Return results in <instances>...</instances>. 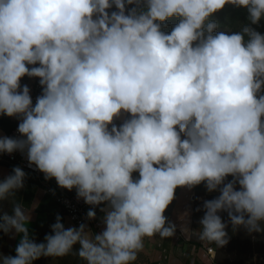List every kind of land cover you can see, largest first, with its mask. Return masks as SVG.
Listing matches in <instances>:
<instances>
[{
    "label": "clouds",
    "instance_id": "clouds-1",
    "mask_svg": "<svg viewBox=\"0 0 264 264\" xmlns=\"http://www.w3.org/2000/svg\"><path fill=\"white\" fill-rule=\"evenodd\" d=\"M226 6L247 12L236 30H219ZM262 20L264 0H0V116L19 134L0 136V154L75 190L87 221L103 214L98 232L58 214L37 242L15 166L0 179V233L19 241L0 264H136L146 240L175 236L177 189L200 185L219 193L196 209L201 242L226 246L229 225L264 234Z\"/></svg>",
    "mask_w": 264,
    "mask_h": 264
},
{
    "label": "crops",
    "instance_id": "crops-1",
    "mask_svg": "<svg viewBox=\"0 0 264 264\" xmlns=\"http://www.w3.org/2000/svg\"><path fill=\"white\" fill-rule=\"evenodd\" d=\"M32 82V81H31ZM29 78H24L22 83L30 84ZM14 126V118L0 116V136H6ZM13 167L0 162V179L11 173ZM25 187L18 191L15 197L17 202H22L31 214L29 224L30 233L37 242H42L44 236L50 233V225L55 222L56 216L62 217L65 227L74 226L73 223L64 214L62 207L55 197L47 192V188H53L59 193L74 194L75 190L68 191L57 186L54 179L45 180L43 174L37 177L34 174L26 172ZM4 210H11V203L6 201L3 204ZM179 205L176 203L170 222L177 226L175 236L168 239L156 237L145 241V249L140 254L136 264H221L217 258L205 257L204 246L209 245L199 241L198 232L192 228L183 229V226L177 221ZM103 214L97 210V219L94 222H100ZM92 222L89 228L93 231H100L101 227ZM182 227V228H181ZM19 237L10 238V235L0 233V253L4 255H15V246ZM215 250L217 247L212 244ZM79 245L74 246L78 248ZM33 264H82L75 256L69 255L64 258H41L34 261Z\"/></svg>",
    "mask_w": 264,
    "mask_h": 264
},
{
    "label": "trees",
    "instance_id": "trees-1",
    "mask_svg": "<svg viewBox=\"0 0 264 264\" xmlns=\"http://www.w3.org/2000/svg\"><path fill=\"white\" fill-rule=\"evenodd\" d=\"M246 16H247V12L245 9H243V8L238 9V8H234L232 6H226L223 11L216 14V17H217L218 21L220 22L221 28H225V26H231L233 30L238 29L241 22H246ZM174 23H175V21L171 22V24H174ZM171 24L169 25L168 30H170ZM258 30L261 32H264V20L261 21V25L258 27ZM33 80H35V79H33ZM229 179H231V178H229ZM181 190L182 189H177L175 200L173 201V203L169 206V208L165 212V215L168 217L169 221L171 220V215H172L173 209L177 203V200H178V197H179ZM194 191L197 193L198 197L205 195V187L203 185H200V186L194 188ZM74 194H76V193H74ZM74 194H71V195H74ZM218 194H219L218 192H213L211 195L208 196L207 200L213 199ZM202 203H203V201L200 202L199 200H197V205L195 206V210H194L195 211L194 221H193L194 222L193 223L194 229L200 228L198 221L201 218V216L203 215V211L202 210L197 211L196 209L201 207ZM97 210H99V209H97ZM221 215H222V218L224 220H227L226 213H222ZM227 231H228L230 240L226 246L222 247V249H226V248L230 249L231 253L233 254V258H231V260H229V262L227 264H244L245 262H244V257H242L241 247L243 245L251 246V244L254 240L255 234H248L246 232V230H244L243 228L239 229L236 232H233L231 225H229ZM217 248L219 249V247H217ZM218 249H216V250L218 251ZM237 251H238V253H237ZM216 257L219 260V257L218 256H216Z\"/></svg>",
    "mask_w": 264,
    "mask_h": 264
},
{
    "label": "built area",
    "instance_id": "built-area-1",
    "mask_svg": "<svg viewBox=\"0 0 264 264\" xmlns=\"http://www.w3.org/2000/svg\"><path fill=\"white\" fill-rule=\"evenodd\" d=\"M31 88V95L33 97V101L35 102V98L37 95L40 94V87L38 84V80H32L30 84H28ZM17 125L18 120L14 119V126L12 130L6 135L9 137H16L18 136L17 132ZM0 162L7 164L11 167L19 166L21 167L25 172L31 173L36 175L37 177H40L41 172L35 169V166L29 167L28 161L26 159L25 154H21L20 152L13 153L11 155L9 154H0ZM47 192L51 193L55 199L58 201L60 206L63 209L64 214L67 216V218L73 223L74 226H79L80 223H87L88 226L92 224L93 221H87L85 219L86 212L89 210V205H86L82 200H78L76 198V194L70 195L65 193H59L55 191L53 188H47ZM96 226L101 227L102 225L100 222H94ZM204 254L205 257H212L214 258L216 256V250L213 246L206 245L204 246Z\"/></svg>",
    "mask_w": 264,
    "mask_h": 264
},
{
    "label": "rangeland",
    "instance_id": "rangeland-1",
    "mask_svg": "<svg viewBox=\"0 0 264 264\" xmlns=\"http://www.w3.org/2000/svg\"><path fill=\"white\" fill-rule=\"evenodd\" d=\"M217 19V17H215ZM225 28H221L219 30H224ZM27 77H25L26 79ZM33 79H30V82ZM118 121L117 123H119ZM212 193H208L205 189V195L198 197L197 193L192 189L191 191L182 189L177 203L179 205L178 217L177 221L183 226V229L193 228L194 221V213L195 206L197 205V200L204 201L208 199V196ZM197 219V218H196ZM186 226V227H185ZM182 228V227H181ZM195 231H199V229H194ZM198 239V236L195 237ZM199 240V239H198ZM200 241V240H199ZM238 248V247H237ZM218 249V248H217ZM242 257H244V264H264V235L263 234H255L254 240L249 245H243L241 247ZM216 256L219 257V261L221 264H227L231 258H233V254L230 249H222L219 247L218 251L216 250ZM238 253V251H237ZM215 256V258H217ZM231 262V261H230Z\"/></svg>",
    "mask_w": 264,
    "mask_h": 264
}]
</instances>
